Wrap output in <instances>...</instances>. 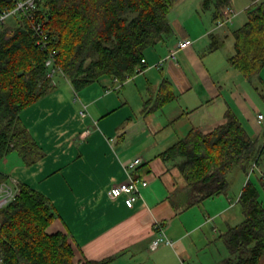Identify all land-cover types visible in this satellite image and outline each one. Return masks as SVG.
Here are the masks:
<instances>
[{
  "label": "crops",
  "instance_id": "obj_1",
  "mask_svg": "<svg viewBox=\"0 0 264 264\" xmlns=\"http://www.w3.org/2000/svg\"><path fill=\"white\" fill-rule=\"evenodd\" d=\"M201 1L196 2L198 7L190 0L176 4L170 13L173 31L169 38L148 48L145 67L125 82L106 75L76 90L58 71L50 82L53 88L20 114L38 147L29 159L22 158L27 165L12 179L49 197L56 217L47 232L68 235L75 264H179L182 260L217 264L221 260L201 257L209 247L205 243L224 242L221 234L244 219L238 201L246 183L242 171L237 177L240 186L229 180L228 194L202 202L204 211L197 215L196 205L186 208L180 203L185 184L177 166L181 158L164 160L161 155L191 128L210 131L224 123L228 109L237 114L249 134L264 142V120L258 118L264 115V91L260 92L264 69L249 80L231 65L234 53L223 50L239 27L231 28L234 19L216 28L212 10H203ZM185 38L193 44L168 57ZM213 39L218 48L211 49ZM163 85L167 92L161 93ZM161 98L164 102L159 103ZM71 100L79 104V115L68 117L71 136L58 137L55 129L63 124L49 120L55 108L48 103L72 108ZM40 109L41 117L36 120ZM63 110L58 111L59 117ZM137 157L143 162L134 174L147 179L148 185L129 207L125 195L112 198L109 191L128 179L125 164ZM0 173L11 179L9 173ZM186 212L191 213L184 217ZM158 221L176 242L174 246L161 243L152 248L159 235ZM200 234L204 240L196 239Z\"/></svg>",
  "mask_w": 264,
  "mask_h": 264
},
{
  "label": "trees",
  "instance_id": "obj_2",
  "mask_svg": "<svg viewBox=\"0 0 264 264\" xmlns=\"http://www.w3.org/2000/svg\"><path fill=\"white\" fill-rule=\"evenodd\" d=\"M250 1L247 22L233 31L234 54L229 61L252 80L264 69V0ZM178 2L39 0L34 16L47 35L45 47L38 44L32 19L24 15L12 18L0 30V157L16 150L27 160L38 147L20 114L53 88L47 77L51 53L76 90L106 75L123 83L138 67H145L142 59L148 48L169 38L173 31L170 13ZM233 4L234 0L201 1L203 10H212L215 23ZM12 5L13 0H0V9ZM218 47L213 39L211 49ZM166 90L163 85L161 93ZM161 155L164 160L181 158L177 166L185 184L180 203L189 208L228 194V174L234 167L246 175L254 164L259 168L264 161V142L249 134L237 114L228 109L224 123L210 131L191 128ZM262 172L256 180L249 177L242 188L238 201L244 219L221 234L230 256L217 264H260L264 259ZM7 179L0 173V181ZM20 188V195L0 209L4 264H75L68 235L47 232L56 217L49 197L29 185L20 184Z\"/></svg>",
  "mask_w": 264,
  "mask_h": 264
},
{
  "label": "built area",
  "instance_id": "obj_3",
  "mask_svg": "<svg viewBox=\"0 0 264 264\" xmlns=\"http://www.w3.org/2000/svg\"><path fill=\"white\" fill-rule=\"evenodd\" d=\"M39 0H13V5L11 7L6 6L0 9V30L8 23L9 19L16 16H26L29 19L33 20L32 27L38 36V44L43 47L46 46V41L44 39L47 37L42 23L38 20L35 21L34 10L37 9V2ZM238 14V11L235 7L231 6L224 10V17L219 19L215 23L216 28L223 27L224 25L230 24L233 22L234 17ZM193 44L191 38H185L178 41L177 45L171 50L168 57H175L179 50L185 49ZM142 62L145 63L146 60L142 59ZM49 70L47 77L52 80L58 70L59 66L56 65L55 53H51L50 59L48 60ZM140 71L141 68L138 67ZM119 81L118 79H116ZM121 83V81H119ZM84 114V112H82ZM260 121L264 120V115L260 113L258 115ZM143 162L141 157H137L134 160H130L125 164L126 170L128 172V179L120 183L114 184L109 191V195L112 198H117L122 195L126 196V204L129 207H132L138 198L141 196V188L148 185V180L142 176L134 174L135 169ZM257 167V164H254L252 171ZM264 179V171L261 173ZM21 188L20 184L15 181L2 180L0 181V209L7 206L10 202L15 200L18 195H20ZM155 227L159 230V235L153 241L152 248H156L161 243H166L168 245L174 246L176 242L170 239L166 233L161 221L156 222ZM0 264H4V257L0 247ZM179 264H193L182 260Z\"/></svg>",
  "mask_w": 264,
  "mask_h": 264
},
{
  "label": "rangeland",
  "instance_id": "obj_4",
  "mask_svg": "<svg viewBox=\"0 0 264 264\" xmlns=\"http://www.w3.org/2000/svg\"><path fill=\"white\" fill-rule=\"evenodd\" d=\"M180 1L181 0H179V2ZM190 2L193 4V7L194 6L198 7V5H196V2H198V0H190ZM247 4L248 5L251 4V1L250 0H234L233 6L240 12V14H239V16H237V18H234L235 20H234L233 24H231L232 25L231 26L232 29L240 27L243 24V23H241L242 20H247V11H246V8H245V6ZM11 20L14 21V19H12V18L9 19L10 22H12ZM9 21H8V23H9ZM232 40H233V36L231 35L230 40H227L226 46L224 47V50H223L226 53L232 52V53H229L230 55L234 53V49H233V46H232ZM58 71H62V70H58ZM263 91L264 90H262V89L260 90L261 93H263ZM71 101H72V105H73L72 108L68 107V105H66V107H65V104L56 106V105H54L53 101L48 103V107L55 108L54 109L55 110V115L53 117H51L49 120H52L54 118L55 120L58 121L57 123L59 125L61 123L63 124L61 127H59L60 129L59 128L55 129V133L58 134L57 135L58 137L62 136L64 138H66L68 136H71L72 132L68 130V125H67L69 123L68 117L70 115V116H73V119H75V115L76 114L79 115V110H80L79 104L78 103H74L73 100H71ZM38 107H40V106H38ZM46 107H47V105H46ZM60 108H62V109L64 108V110H63L64 112L62 113V116L59 117V112L58 111L62 110ZM40 111H41V109L35 115L37 117L36 120H38L41 117V115L39 114ZM47 114H48V110L45 111L43 117L47 118V116H48ZM57 130H59V131H57ZM64 131H65V133H63ZM42 136L45 137L46 135H41V138H42ZM52 137L53 136H50V138H52ZM74 145H75V147L78 146L77 141H74ZM22 158L23 157L16 150H12V151L8 152L6 155L0 157V170L10 174L9 176H10L11 179H9V181L12 182L13 181L12 178H15L19 174L23 173L22 167L24 165H27V164L23 161ZM251 169H252V167H251ZM251 169L249 170V173L246 175V173L244 171H242L239 167L236 166L228 174V179L230 181H232L233 184L235 183L236 186H240L241 181H238L237 177H238V174L241 173V171H242V173L244 175V178L246 179L245 181H247V179L249 177H252L254 180H256L257 179V175L260 172L264 171V167H262V166H260L259 168L258 167L254 168V171H252ZM260 199L264 202V192H262ZM194 209H198L197 211H199V213L197 215H200V213L202 214L203 211H204L203 210L204 206L201 203L199 205H196L194 207ZM201 209H202V211H201ZM238 209H240V208L238 207ZM190 213L186 212L184 217L188 216ZM192 217H195V216H192ZM205 231L207 232V229H205ZM198 238H199V240L200 239L204 240V238H203V236L201 234L196 236V239H198ZM205 246H209V247L206 250V252L204 251L201 254V257L207 256L210 259L213 258L214 260H223L224 258L230 256V252H229V250L226 247L224 242H220L219 244H214V245H212V242H207V243H205ZM260 264H264V259L262 260V262H260Z\"/></svg>",
  "mask_w": 264,
  "mask_h": 264
},
{
  "label": "bare ground",
  "instance_id": "obj_5",
  "mask_svg": "<svg viewBox=\"0 0 264 264\" xmlns=\"http://www.w3.org/2000/svg\"><path fill=\"white\" fill-rule=\"evenodd\" d=\"M144 67V66H143Z\"/></svg>",
  "mask_w": 264,
  "mask_h": 264
}]
</instances>
